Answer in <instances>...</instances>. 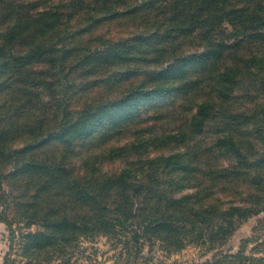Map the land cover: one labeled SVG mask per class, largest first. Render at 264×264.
Segmentation results:
<instances>
[{"label": "rangeland", "instance_id": "1", "mask_svg": "<svg viewBox=\"0 0 264 264\" xmlns=\"http://www.w3.org/2000/svg\"><path fill=\"white\" fill-rule=\"evenodd\" d=\"M171 10L166 0H0V210L5 193L31 202L46 190L33 179L61 181L48 199L70 209L69 192L102 196L123 174L134 206L147 199L156 210L147 214L163 209L158 195L188 196L194 210L214 206L207 226L223 231L218 209L245 194L220 195L209 167L219 149L217 160H227L232 143L243 162L264 156V37L231 38L205 60L187 62L207 38L174 27ZM203 29L199 36L207 37ZM15 212L12 206L7 216L25 225ZM263 218L181 247L166 244L181 231L164 227L137 245L131 233L140 227L130 221L119 231L127 251L97 235L80 240L70 264L222 262L221 254L251 253L255 243L246 240ZM7 250L0 220V264Z\"/></svg>", "mask_w": 264, "mask_h": 264}, {"label": "trees", "instance_id": "2", "mask_svg": "<svg viewBox=\"0 0 264 264\" xmlns=\"http://www.w3.org/2000/svg\"><path fill=\"white\" fill-rule=\"evenodd\" d=\"M166 1L173 6L171 18L175 20L174 27L181 30L182 33L189 30L199 38H207L202 49L190 53L184 58L187 62L205 60L212 53L218 52L219 47L225 46L226 40L231 38L252 34L264 37V0ZM203 28L207 30V37L199 36L202 35ZM14 33L11 28L10 37H13ZM220 34L221 39H218ZM62 128L63 126L60 127V130ZM60 130L57 133L61 132ZM231 149L233 151L226 152L228 155L224 162L217 160L218 155H223L222 151L219 149L215 153L217 155L213 157L209 167L210 174L213 175L210 187H216L220 191V195L226 193L233 195L238 192L245 195L243 200L231 203L227 208L218 209L217 216L224 221L223 231L220 233L219 230L207 226L210 217L206 214L211 213L214 206L194 210L187 205L188 196L177 199L158 195L157 201L160 206H163V209L158 211L157 215L147 214V212L156 210L150 209L147 199L134 206L133 195L127 196L123 192L129 185L125 184L123 174L111 177L109 182L112 185H109V191L102 196L98 193H89L83 187H80L79 193L69 192L70 209L64 205L53 204L48 199L54 190L60 193L58 188L61 181L33 179L36 180L35 183L38 186L45 187L46 190H37L31 195V202H27L23 198L19 200L20 196L13 197L5 193L4 206L0 210V220L7 229L8 250L4 256L3 264H15L16 262L70 264L73 255L78 252L81 239H91L104 234L110 239L114 238L113 246L120 244L123 251H127L129 243L120 238L119 231L123 233L125 227H130V221L137 222L140 227L136 231L132 230L131 233L137 245L140 244V240L148 239L147 236L151 228L158 229L159 227H164L168 231L173 228L176 231H181L178 237L172 240L166 234V240H171L166 241V244L173 247H181L198 238L205 241L206 238H220L230 234L236 221L264 213V156L249 163L243 162L245 157L235 143L231 144ZM42 166L45 165L42 164ZM250 170L257 173L248 172ZM2 179L3 175L0 174V184ZM69 186L73 187V184ZM105 186L106 182L104 181L101 188ZM203 190L208 191L209 188L205 186ZM215 200L221 201L217 195H215ZM41 203L48 205L49 209L41 207ZM12 206L17 209L22 219L27 221L25 225L14 224L7 216V211ZM166 209L171 211L165 212ZM33 221L37 225L35 230L30 229ZM203 223H206L204 229L200 226ZM196 231L199 234L193 235ZM246 242L255 243L250 254H246L245 249H242L235 253L221 254L220 257L226 261L221 262L214 259V263L208 264H264V218L258 220L252 230V235Z\"/></svg>", "mask_w": 264, "mask_h": 264}]
</instances>
